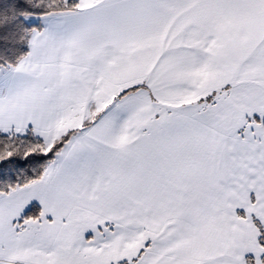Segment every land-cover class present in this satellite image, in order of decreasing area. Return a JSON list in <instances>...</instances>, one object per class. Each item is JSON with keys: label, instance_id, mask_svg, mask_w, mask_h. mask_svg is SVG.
<instances>
[{"label": "snow or ice", "instance_id": "6c2138e0", "mask_svg": "<svg viewBox=\"0 0 264 264\" xmlns=\"http://www.w3.org/2000/svg\"><path fill=\"white\" fill-rule=\"evenodd\" d=\"M0 264H264V0H0Z\"/></svg>", "mask_w": 264, "mask_h": 264}]
</instances>
